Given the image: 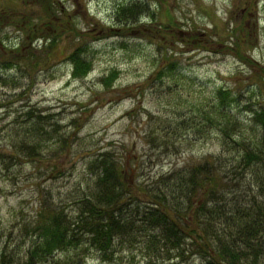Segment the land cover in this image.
Listing matches in <instances>:
<instances>
[{
  "label": "rangeland",
  "instance_id": "1",
  "mask_svg": "<svg viewBox=\"0 0 264 264\" xmlns=\"http://www.w3.org/2000/svg\"><path fill=\"white\" fill-rule=\"evenodd\" d=\"M24 1L13 0L15 5L2 12L0 0L1 58L21 40L26 43L24 53L39 48L41 42L33 45L35 38L26 35L30 26L35 33L50 31L45 23H36L34 16L40 12L33 1ZM123 1L59 0L58 8H67L72 16V21L56 24L61 33L57 49L63 53L38 68L19 64L30 70L12 68L16 88L0 86V145L9 144L16 113L30 106L54 114L69 141L62 150L55 144L45 147L40 162H20L9 171L0 168V253L8 256L5 264L23 262L30 242L26 229L39 198L50 196L54 205L73 212L75 196L90 182V152L122 153L132 173L140 162L138 182L219 154L217 130L202 117L218 106V87L232 90L237 98L229 113L241 137L254 138L258 132L250 124L247 106L264 109V0H148L147 14L120 23L112 13ZM77 39H84L92 64L79 78L71 75L64 59ZM36 49L34 55L39 54ZM165 53L173 55L169 69L164 67ZM111 69L117 77L104 88L100 78ZM158 69L163 70L160 79ZM232 156H225L226 163H234ZM49 163H59L66 174L47 178ZM249 178L246 175L245 181ZM122 243L114 245L106 262L82 246L54 258L58 264H146L139 243Z\"/></svg>",
  "mask_w": 264,
  "mask_h": 264
},
{
  "label": "trees",
  "instance_id": "2",
  "mask_svg": "<svg viewBox=\"0 0 264 264\" xmlns=\"http://www.w3.org/2000/svg\"><path fill=\"white\" fill-rule=\"evenodd\" d=\"M32 1L40 12L34 16L36 23H45L50 31L35 33V28L29 27L26 35L41 39L38 49L33 47L24 53V40L13 49L6 48L7 57H0V86L16 88L17 78L10 75L12 68L27 72L63 53L57 49L61 33L56 29L63 20L72 21L70 12L58 8L59 0ZM14 5L13 0H4L2 12ZM148 10V0H125L115 5L112 16L116 22H132ZM86 48L84 39H77L64 56L73 77H84L91 70ZM32 49L39 54L34 55ZM164 56V67L169 69L174 64L173 55ZM162 72L157 70V79ZM116 77L117 71L111 69L100 80L104 88H109ZM214 98L218 106L202 117L217 130L219 154L194 164L187 161L148 182H138L135 172L143 168L140 162L132 173L122 153L110 149L90 152L86 162L90 182L75 196L71 214L54 205L50 196L39 198L38 209L26 229L30 242L19 264H58L56 253L81 246L106 262L121 242L128 247L139 243L146 264L158 260L178 264L188 259H197L196 264H264V109L261 105L247 106L250 124L258 132L254 138H245L229 113L231 102L237 99L232 90L218 87ZM54 118V114L32 106L16 113L6 142L9 144L0 145V168L9 171L20 162H40L50 144L57 145V150L68 147L69 141ZM228 153L234 154V163H226ZM60 166L49 163L46 177L64 176L67 171ZM248 174L250 178L245 181ZM6 257L2 251L0 264H5Z\"/></svg>",
  "mask_w": 264,
  "mask_h": 264
}]
</instances>
